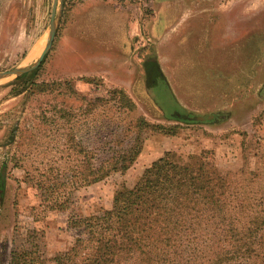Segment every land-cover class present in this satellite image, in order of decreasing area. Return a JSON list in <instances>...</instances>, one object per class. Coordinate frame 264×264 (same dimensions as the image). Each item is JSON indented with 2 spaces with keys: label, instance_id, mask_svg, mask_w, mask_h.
Here are the masks:
<instances>
[{
  "label": "rangeland",
  "instance_id": "obj_1",
  "mask_svg": "<svg viewBox=\"0 0 264 264\" xmlns=\"http://www.w3.org/2000/svg\"><path fill=\"white\" fill-rule=\"evenodd\" d=\"M54 1L0 0V71L37 60ZM221 11L231 16L228 43L214 29ZM155 59L171 89L155 78ZM26 73L0 78L1 264L22 244L38 245L48 258L69 249L80 232L72 218L110 208L115 193L133 187L167 150L185 159L211 149L223 172L241 168L245 158L264 167V0H65L52 49ZM38 81L57 83L40 91ZM115 87L129 92L136 110L87 107ZM63 107L72 112L69 121ZM137 115L177 132L149 131L130 168L79 187L67 209L41 204V172L66 169L82 155L70 147L68 129L101 151L108 120Z\"/></svg>",
  "mask_w": 264,
  "mask_h": 264
},
{
  "label": "trees",
  "instance_id": "obj_2",
  "mask_svg": "<svg viewBox=\"0 0 264 264\" xmlns=\"http://www.w3.org/2000/svg\"><path fill=\"white\" fill-rule=\"evenodd\" d=\"M152 63L154 77L161 76L171 89L159 62ZM146 69L150 73L149 64ZM55 82L33 83L46 91ZM107 93L90 99L87 107L111 104L119 110L137 109L125 88H110ZM62 110L69 121L71 110ZM108 121L103 133L110 136L101 151L95 140L83 141L68 129L70 147L82 155L66 169L41 172L36 186L43 206L65 210L79 187L114 171L125 172L137 160L149 131L177 132L176 126L152 123L144 115L116 124ZM210 154L215 152L203 149L184 159L175 151H165L133 187L123 186L115 193L110 208L72 218L80 232L69 249L48 258L38 245H18L10 264H49L50 260L54 264H264V167L252 168L245 158L241 168L223 172Z\"/></svg>",
  "mask_w": 264,
  "mask_h": 264
},
{
  "label": "water",
  "instance_id": "obj_3",
  "mask_svg": "<svg viewBox=\"0 0 264 264\" xmlns=\"http://www.w3.org/2000/svg\"><path fill=\"white\" fill-rule=\"evenodd\" d=\"M64 6H65V0H55L54 1V7H53V16L52 20L50 23V32H49V38L47 41V44L43 51L40 53L39 57L37 60H35L33 63L30 64H23V65H18L12 69L9 70H3L0 71V78L5 77V76H19L22 75L23 73H26L28 71H31L32 69L38 67L44 60L45 56L47 53L52 49L55 37L58 31V27L61 21V17L64 12ZM180 116H184L181 113H178ZM214 116L213 114L209 115H198L195 118L197 119H208Z\"/></svg>",
  "mask_w": 264,
  "mask_h": 264
},
{
  "label": "crops",
  "instance_id": "obj_4",
  "mask_svg": "<svg viewBox=\"0 0 264 264\" xmlns=\"http://www.w3.org/2000/svg\"><path fill=\"white\" fill-rule=\"evenodd\" d=\"M220 13H221L220 17L217 19V21L214 24L215 25L214 26V29H218L221 32L220 33L221 36L224 35L222 42L228 43L229 41L227 39L230 38L229 32L231 30L230 29L231 28V25H230V22H231L230 18H231V16H229L227 12H222L221 11ZM242 17L243 16L241 14L240 18L242 19ZM221 29H222V31H221ZM222 32H224V33H222Z\"/></svg>",
  "mask_w": 264,
  "mask_h": 264
}]
</instances>
